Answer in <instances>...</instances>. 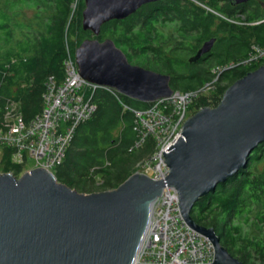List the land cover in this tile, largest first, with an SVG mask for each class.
<instances>
[{"label":"trees","instance_id":"obj_1","mask_svg":"<svg viewBox=\"0 0 264 264\" xmlns=\"http://www.w3.org/2000/svg\"><path fill=\"white\" fill-rule=\"evenodd\" d=\"M246 1L236 8L228 0L144 4L123 20L103 24L94 37L82 28L83 0H0V127L10 104L26 124L42 112L47 79L63 80L67 51L74 57L86 39H111L129 63L168 75L173 91H205L210 84V92H198L188 109L195 114L216 107L230 85L264 64L249 60L253 48H264V0ZM211 39V53L194 60ZM92 102L93 115L77 124L62 162L53 169L58 183L81 194L116 189L157 149L149 134L133 148L140 132L133 111L147 110L150 103L102 88L94 91ZM14 152L0 144V167L19 178L24 162L16 163ZM190 211L197 225L214 230L233 258L264 264V142L244 169L200 197Z\"/></svg>","mask_w":264,"mask_h":264},{"label":"water","instance_id":"obj_2","mask_svg":"<svg viewBox=\"0 0 264 264\" xmlns=\"http://www.w3.org/2000/svg\"><path fill=\"white\" fill-rule=\"evenodd\" d=\"M82 28L98 36L103 24L123 20L161 0H83ZM242 4L246 0H231ZM208 40L196 58L211 49ZM111 39L84 40L74 51L83 79L144 103L172 94L170 77L130 64ZM183 124L163 154L164 180L131 174L116 189L81 194L37 168L19 178L0 174V264H132L150 211L173 188L185 223L214 247L211 264H243L220 244L212 228L197 225L193 204L244 169L264 142V66L235 81L214 108H202Z\"/></svg>","mask_w":264,"mask_h":264},{"label":"built area","instance_id":"obj_3","mask_svg":"<svg viewBox=\"0 0 264 264\" xmlns=\"http://www.w3.org/2000/svg\"><path fill=\"white\" fill-rule=\"evenodd\" d=\"M253 59L264 60V48H253ZM74 57L67 51L63 62L64 79L57 83L53 77L46 81L43 95V110L30 123H23L20 116L4 114L0 127V144L11 147L16 163L28 164L30 170L41 168L53 173L70 145L77 124L92 116L80 115L94 109L90 104L89 93L81 89L80 76L75 66ZM212 86L207 84L205 91H173L168 98L158 100L153 106L136 114L139 122V138L133 148H138L147 134L157 141V149L152 157L134 167V173L144 174L153 180H164L169 170L163 154L180 135L181 128L188 117L186 113L198 92H206ZM93 92V91H92ZM192 100V101H191ZM7 110V109H6ZM17 110V107H16ZM14 118V120H11ZM168 138V143L162 144ZM162 145V146H161ZM160 146V147H159ZM130 151V150H129ZM153 163H155L153 165ZM149 169L151 173H147ZM29 170V171H30ZM178 195L173 188L163 190L160 204L149 213V220L133 264H211L214 260V247L202 234L191 229L179 212Z\"/></svg>","mask_w":264,"mask_h":264},{"label":"bare ground","instance_id":"obj_4","mask_svg":"<svg viewBox=\"0 0 264 264\" xmlns=\"http://www.w3.org/2000/svg\"><path fill=\"white\" fill-rule=\"evenodd\" d=\"M83 12V11H82ZM90 33V32H89ZM93 35V34H92ZM94 36V35H93ZM94 37H97V36H94ZM87 40V39H86ZM98 40V39H97ZM99 41V40H98ZM250 61H255V62H258V63H264V60H262V59H257V60H255V59H253V55L250 57V59H249ZM75 62V61H74ZM131 64V63H130ZM263 66H264V64H262ZM75 66H76V69H77V65H76V63H75ZM64 69V68H63ZM80 76V75H79ZM64 79V78H63ZM80 80H81V83H80V85L79 86H81V89L82 90H84L85 91V97H86V94L87 93H89V96L91 97V102H90V104L92 105V106H94V109H93V111L92 110H89V111H87V112H84L83 111V108L80 110V115H82V116H86L87 114H91V115H93V113H94V110L96 109V107H95V105L93 104V102H92V95H93V93H94V91L96 90V89H99V88H102V89H113V88H109V87H106V86H100V85H96V84H94V83H92L91 84V82H89V81H87V80H85V79H83L82 77H80ZM61 82V81H60ZM57 83H59V82H57ZM45 86H46V83H45ZM44 86V87H45ZM113 90H115V89H113ZM45 91H46V87H45ZM93 91V92H92ZM116 91V90H115ZM116 92H118V91H116ZM45 93V92H44ZM119 93V92H118ZM120 94V93H119ZM122 95V94H121ZM124 96V95H123ZM125 97V96H124ZM129 98V97H128ZM168 98V97H167ZM131 99V98H130ZM161 99H164V98H160V99H157V100H154V101H151V102H147V103H150L151 104V106L150 107H152V105L155 103V102H157L158 100H161ZM133 100H135V99H133ZM138 101V100H137ZM141 102V101H140ZM144 103V102H143ZM161 104H154L153 106H160ZM134 112V114H135V116H136V114L138 115L139 113H142V112H144V110L143 111H133ZM186 116L188 117L187 119H189L190 117L188 116V112L186 113ZM187 120L185 119V122H186ZM239 171H240V169H239ZM238 171V172H239ZM237 172V173H238ZM134 174V173H133ZM225 182V181H224ZM224 182H222V183H224ZM222 183H220V184H222ZM220 184H218V185H220ZM217 185V186H218ZM216 186V187H217ZM216 189V188H215ZM215 191V190H214ZM213 191V192H214ZM213 192H209V193H213ZM208 193V194H209ZM207 195V194H206ZM205 195V196H206ZM197 202V201H196ZM195 202V203H196ZM194 203V204H195ZM194 204H193V206H194ZM216 236V235H215ZM204 237V236H203ZM137 258V254H136V256H135V258H134V261L135 260H137L136 259ZM134 261H133V263H134ZM132 263V264H133Z\"/></svg>","mask_w":264,"mask_h":264},{"label":"rangeland","instance_id":"obj_5","mask_svg":"<svg viewBox=\"0 0 264 264\" xmlns=\"http://www.w3.org/2000/svg\"><path fill=\"white\" fill-rule=\"evenodd\" d=\"M25 16H26V18H29L30 16H31V12H28V11H26V13H25ZM229 21V20H228ZM237 21V24H240L241 23V21L240 20H236ZM210 91H206V93H209ZM42 101H44L43 100V96H42V99H41ZM192 101V100H191ZM190 107V106H189ZM16 105L15 104H10L8 107H7V110H6V114L7 113H9L10 115H15V113H16ZM193 114L190 112V110L188 109V116L189 117H191ZM11 119V118H10ZM11 120H14V118H12ZM31 122V121H30ZM29 122V123H30ZM169 132H171L169 135H168V137L167 138H165V139H163V142H162V144H166V143H168L169 141H168V138H169V136H171L172 134L173 135H175V131L172 129V127H171V129H170V131ZM162 146V145H161ZM160 147V146H159ZM155 163H153V165H154ZM32 165V162L29 160L28 161V164H25L24 163V167H23V170H22V174L21 175H23L24 173H26V172H28L29 170H30V168L32 167L31 166ZM146 170V172L149 174V173H151V171L149 170V169H145ZM0 174H4L2 171H1V167H0ZM7 174V173H6ZM19 177H21V176H19ZM244 231L245 232H248V231H250V229L248 228V227H245L244 228ZM256 264V263H255Z\"/></svg>","mask_w":264,"mask_h":264},{"label":"flooded vegetation","instance_id":"obj_6","mask_svg":"<svg viewBox=\"0 0 264 264\" xmlns=\"http://www.w3.org/2000/svg\"><path fill=\"white\" fill-rule=\"evenodd\" d=\"M228 2L231 3V6H230L231 8H236V6H234V5H239V4H233V3L231 2V0H228ZM219 4L222 5L223 2H220ZM219 7H220V6H219ZM205 10H206L207 12H211V13L217 15L219 18L225 19L223 16L218 15L217 13H215L214 11L209 10L208 8H205ZM213 45H214V43H213ZM213 45H212L211 49L209 50V52H207L206 54H202L203 56H200V57H198V58H195V57H194V60H196V59H200V58H203V57L206 56L207 54L211 53L212 48H213Z\"/></svg>","mask_w":264,"mask_h":264},{"label":"crops","instance_id":"obj_7","mask_svg":"<svg viewBox=\"0 0 264 264\" xmlns=\"http://www.w3.org/2000/svg\"><path fill=\"white\" fill-rule=\"evenodd\" d=\"M134 169V168H133Z\"/></svg>","mask_w":264,"mask_h":264}]
</instances>
